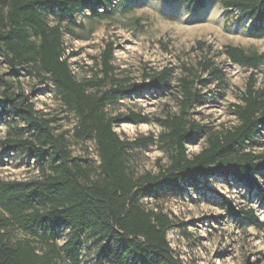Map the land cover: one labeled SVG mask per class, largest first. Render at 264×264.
<instances>
[{
	"label": "trees",
	"instance_id": "obj_1",
	"mask_svg": "<svg viewBox=\"0 0 264 264\" xmlns=\"http://www.w3.org/2000/svg\"><path fill=\"white\" fill-rule=\"evenodd\" d=\"M114 0H0V49L12 65L35 64L49 81L65 107L72 110L77 124L73 137L78 141L93 137L99 158L98 178L90 180V168L71 157L62 134L56 135L52 119L37 115L32 103L21 94L4 93L3 111L18 114L30 130L29 137H6L1 145L7 152L20 151L32 157L41 176L28 181H0V264H58L62 256L69 264H81L83 237L100 246L98 259L115 264H181L174 257L167 239L173 227L162 211L146 209L143 197L182 190L184 185L201 178L221 176L257 186L255 175L264 171V157L245 152L243 146L254 143L264 129V87L255 88L251 74L241 94V104L232 105L238 124L225 131H211L189 119L195 103L204 102L196 85L216 80L225 81L220 69L209 60L197 63L211 79H198L191 69L188 76L178 79L179 112L152 121L163 132L158 137L160 148L169 163L156 175L147 173L134 178L128 170L127 148H146L157 139L152 135L133 141L121 139L114 124L127 122L148 124L151 119L139 113L108 116L103 107L133 94L167 89L173 68L153 73L147 83H130L114 76L113 46L106 45L100 55L92 79L78 81L70 69L63 42L62 22L72 19L79 10L90 15L105 16L99 10H112ZM171 2L175 0H162ZM195 8H203L212 0H181ZM224 8L234 7L238 17L258 24L264 22V0H218ZM54 15L57 23L50 26L46 16ZM33 34L37 41L31 39ZM202 45V43H198ZM223 54L238 66L256 67L264 56L247 55L242 49L227 46ZM101 74L102 78H97ZM109 83L102 91L91 90ZM206 135V146L189 156L186 145L199 135ZM227 213L244 225L258 227L261 222L252 209H235L224 200ZM64 225L68 235L63 244L53 240L55 229ZM18 228L31 239L11 242L9 229ZM39 229L40 233L37 231ZM38 239L42 251L34 245Z\"/></svg>",
	"mask_w": 264,
	"mask_h": 264
},
{
	"label": "rangeland",
	"instance_id": "obj_2",
	"mask_svg": "<svg viewBox=\"0 0 264 264\" xmlns=\"http://www.w3.org/2000/svg\"><path fill=\"white\" fill-rule=\"evenodd\" d=\"M102 11L105 16L79 10L61 24L66 52L75 55L69 64L78 81L92 79L100 70V55L108 44L113 46L111 64L117 79L144 84L153 73L174 69L169 88L136 93L103 107L110 117L133 112L151 119L148 124L121 122L113 126L126 141L150 135L157 139L146 148H127L128 170L135 179L147 173L156 175L169 163L168 154L158 143L163 129L152 120L179 112L178 79L192 77L186 69H191L201 80L211 77L198 68L199 61L209 60L220 69L225 85L219 86L216 80L206 86L198 83L196 88L205 100L195 103L189 116L191 121L213 132L237 126L232 105L241 104L240 97L251 74L255 88L264 87V59L254 68L243 67L231 63L223 54L224 48L231 46L247 55L264 56V22L257 29L258 24L240 19L234 7L224 8L218 0L207 2L203 8L181 0H114L112 10H99ZM46 21L50 26L58 22L54 15L46 16ZM42 77L35 64L12 65L0 49V101L5 91L25 96L26 103L34 105L38 116L53 120L54 133L63 135L71 157L89 167L90 180H96L99 158L95 140L89 137L78 141L73 137L77 124L73 111L63 105L51 83ZM108 88L106 82L91 91L102 92ZM29 135L22 117L6 115L0 103V181H28L41 176L29 154L7 152L1 145L8 136L26 138ZM205 146L206 135L201 134L187 143V154H197ZM243 149L264 157V129L256 135L253 144L246 143ZM255 177L257 186L252 189L232 178L206 177L184 185L182 190L143 197L141 203L146 209L162 211L172 220L167 239L181 264H264V171ZM225 199L235 209H252L261 225H244L232 218L227 213ZM37 231L40 233L38 228ZM67 235V228L59 225L53 240L61 245ZM9 238L11 242L31 239L16 227L9 229ZM83 239L81 264H115L106 258L99 261L100 246L89 237ZM34 245L39 251L44 248L38 239ZM57 262L69 264L63 256Z\"/></svg>",
	"mask_w": 264,
	"mask_h": 264
}]
</instances>
